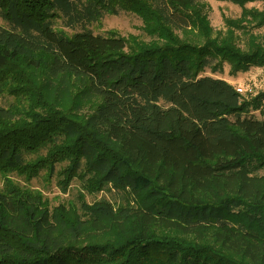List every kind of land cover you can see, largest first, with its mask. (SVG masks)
Here are the masks:
<instances>
[{"label":"trees","instance_id":"16d2710c","mask_svg":"<svg viewBox=\"0 0 264 264\" xmlns=\"http://www.w3.org/2000/svg\"><path fill=\"white\" fill-rule=\"evenodd\" d=\"M219 1L215 31L200 0H0V174L82 187L7 178L0 264H264V89L202 75L264 67V0ZM122 12L142 35L89 27Z\"/></svg>","mask_w":264,"mask_h":264},{"label":"rangeland","instance_id":"374dc122","mask_svg":"<svg viewBox=\"0 0 264 264\" xmlns=\"http://www.w3.org/2000/svg\"><path fill=\"white\" fill-rule=\"evenodd\" d=\"M204 3L207 8V13L212 27L215 31L223 30L225 28V19L238 18L241 15L242 8L232 2L219 1V0H200ZM248 8H258L263 9L264 3L254 2L248 3ZM0 25L8 26V24L0 18ZM142 25L143 22L137 16L122 12L119 15H105L99 22L89 25V27L96 34H107L109 32H117L118 34L129 37L131 35H142ZM54 26L57 29H63L65 31L71 32L69 26H66L65 19L57 18L54 22ZM73 27H81L79 24ZM257 32H263V30H257ZM222 71L213 72L210 67H207L202 75H209L213 77H220L226 79L228 82L232 83L235 87H242L246 89L245 93L249 95L247 98H255V96L263 91L264 89V67H251L249 71L239 72L237 74L230 73V65L224 63L222 66ZM250 89V91H249ZM14 99L11 95L0 94V105H8L13 102ZM253 115L256 117H262L264 114L259 110L253 111ZM10 178L13 182H19L33 191L39 192L42 196L50 202L51 205H57L59 203L75 202L80 196L82 187L79 181L75 180L69 186L67 192H63L58 184V180L54 176L53 178L48 177L46 174H41L36 178L26 179L18 175H2L0 174V187L4 184L5 180ZM108 198L114 201L115 196L108 192H100L96 195H86V200L88 202L94 199Z\"/></svg>","mask_w":264,"mask_h":264},{"label":"built area","instance_id":"2783aa9c","mask_svg":"<svg viewBox=\"0 0 264 264\" xmlns=\"http://www.w3.org/2000/svg\"><path fill=\"white\" fill-rule=\"evenodd\" d=\"M236 89H237V91L239 92V93H245L246 91V89H243L242 87H236ZM249 91H250V89H249Z\"/></svg>","mask_w":264,"mask_h":264}]
</instances>
